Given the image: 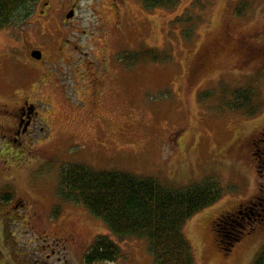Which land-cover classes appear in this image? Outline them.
<instances>
[{
	"label": "rangeland",
	"instance_id": "obj_1",
	"mask_svg": "<svg viewBox=\"0 0 264 264\" xmlns=\"http://www.w3.org/2000/svg\"><path fill=\"white\" fill-rule=\"evenodd\" d=\"M177 2L148 10L141 0H40L0 30V108L27 98L38 112L32 141L0 145V264H87L99 236L122 256L94 264H153L147 240L120 239L59 197L61 170L74 164L171 190L217 185L220 200L183 229L195 264H252L264 248V222L241 220L229 253L214 231L264 193L255 148L264 150V0ZM28 49L47 62L29 61ZM148 50L162 59L120 56ZM239 89L251 101L236 110Z\"/></svg>",
	"mask_w": 264,
	"mask_h": 264
},
{
	"label": "trees",
	"instance_id": "obj_2",
	"mask_svg": "<svg viewBox=\"0 0 264 264\" xmlns=\"http://www.w3.org/2000/svg\"><path fill=\"white\" fill-rule=\"evenodd\" d=\"M40 0H0V30L7 28L16 16L29 17ZM148 10L175 8L177 0H141ZM238 14L241 10L238 9ZM121 59L135 64L144 56L158 61L162 55L153 50L142 53H122ZM164 58L166 56H163ZM231 102L236 110L248 106L251 93L234 90ZM59 197L82 204L90 213L104 221L120 239L136 237L149 243L153 264H195L192 247L183 229L200 211L221 198V190L211 181L171 190L153 178H139L115 171H95L85 165L64 166L61 170ZM241 225L233 213L222 215L214 223L218 248L229 253L240 233ZM121 248L108 236H99L85 256L87 264L116 262ZM252 264H264V248Z\"/></svg>",
	"mask_w": 264,
	"mask_h": 264
},
{
	"label": "flooded vegetation",
	"instance_id": "obj_3",
	"mask_svg": "<svg viewBox=\"0 0 264 264\" xmlns=\"http://www.w3.org/2000/svg\"><path fill=\"white\" fill-rule=\"evenodd\" d=\"M44 5L45 8L40 11L41 14H44L45 9L49 6L48 3H45ZM36 50H39L42 53V58L40 60L35 59L32 56V53ZM27 58L31 62L40 64L45 63L48 60V56L42 49H28ZM11 71L13 70H10L8 73L11 74ZM22 75L23 78L27 74L22 73ZM0 82H4V79L0 78ZM8 85L9 82H5L4 88L10 89V93H6L9 94V96L12 98L17 97L18 94L12 93L11 90H13V88ZM37 113L36 105L32 104L27 98L24 100L23 104L18 106L15 110L0 108V119H2L0 120V145H13L14 147H18L26 143L27 140L32 141L33 134H35V120L33 114L36 115ZM259 141H261L260 138L258 142ZM257 146L258 143L255 144L257 152L256 155L258 157L257 161L259 166L258 172L260 174V177L264 178V150L261 151L260 147ZM256 198V201L242 209V211H240L242 208L240 206V210L237 209V212H233L234 216L237 219H240V221L243 220V222L248 225H252L258 222H264V193L263 196H257ZM54 253L55 251L53 250V254Z\"/></svg>",
	"mask_w": 264,
	"mask_h": 264
},
{
	"label": "water",
	"instance_id": "obj_4",
	"mask_svg": "<svg viewBox=\"0 0 264 264\" xmlns=\"http://www.w3.org/2000/svg\"><path fill=\"white\" fill-rule=\"evenodd\" d=\"M73 16H74V11H71V12L68 14L67 18H68V19H71ZM32 56H33L35 59L40 60V59L42 58V53H41V51L36 50V51H34V52L32 53Z\"/></svg>",
	"mask_w": 264,
	"mask_h": 264
}]
</instances>
